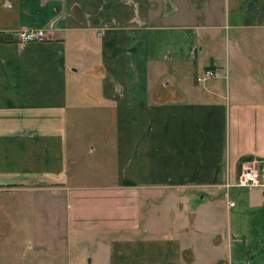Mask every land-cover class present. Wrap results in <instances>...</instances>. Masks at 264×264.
Segmentation results:
<instances>
[{
    "label": "crops",
    "instance_id": "0c3cea01",
    "mask_svg": "<svg viewBox=\"0 0 264 264\" xmlns=\"http://www.w3.org/2000/svg\"><path fill=\"white\" fill-rule=\"evenodd\" d=\"M244 165L264 170V0H0V235L55 264H264Z\"/></svg>",
    "mask_w": 264,
    "mask_h": 264
},
{
    "label": "rangeland",
    "instance_id": "374dc122",
    "mask_svg": "<svg viewBox=\"0 0 264 264\" xmlns=\"http://www.w3.org/2000/svg\"><path fill=\"white\" fill-rule=\"evenodd\" d=\"M256 6L259 4L256 3ZM230 33L233 37L236 32L230 31ZM2 235H0V264H39V261L40 264H55L53 260L63 262V253L61 260L56 258L57 253L49 252V250L36 254V250L27 245L28 239L26 238L27 236H29V240L34 238L36 232L21 231L18 224L12 230L9 228L8 232L2 233Z\"/></svg>",
    "mask_w": 264,
    "mask_h": 264
},
{
    "label": "built area",
    "instance_id": "2783aa9c",
    "mask_svg": "<svg viewBox=\"0 0 264 264\" xmlns=\"http://www.w3.org/2000/svg\"><path fill=\"white\" fill-rule=\"evenodd\" d=\"M47 30L44 28L22 30L18 33V39L20 44H25L31 41L43 40L46 37ZM218 71L208 68L197 77V81L204 83L210 79L218 76ZM230 184L227 183V186ZM237 185L240 186H259L264 188V170L254 165H244L239 175ZM230 205H234L233 201H230Z\"/></svg>",
    "mask_w": 264,
    "mask_h": 264
}]
</instances>
